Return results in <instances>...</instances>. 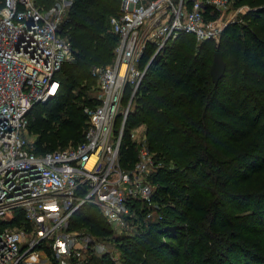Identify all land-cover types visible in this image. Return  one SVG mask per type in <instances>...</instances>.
Segmentation results:
<instances>
[{
	"label": "trees",
	"instance_id": "16d2710c",
	"mask_svg": "<svg viewBox=\"0 0 264 264\" xmlns=\"http://www.w3.org/2000/svg\"><path fill=\"white\" fill-rule=\"evenodd\" d=\"M56 1L35 3L48 10ZM247 1L254 8L226 27L219 41L198 43L194 34L182 33L147 69L127 129L144 124L150 149L164 162L154 177L162 185L164 217L120 236L124 264H149L152 258V264H264V0ZM121 4L74 1L60 31L76 57L58 73L59 93L28 113L38 152L84 140V107L95 106L97 89L92 68L114 60L118 36L109 21ZM216 16L221 14L210 19ZM216 50L226 62L217 85L210 74ZM153 54L148 46L141 67ZM121 156L123 166L135 164L127 137ZM73 226L90 228L102 240L112 234L96 206H83ZM138 250H146L147 258ZM85 264L115 263L109 255H92Z\"/></svg>",
	"mask_w": 264,
	"mask_h": 264
},
{
	"label": "built area",
	"instance_id": "2783aa9c",
	"mask_svg": "<svg viewBox=\"0 0 264 264\" xmlns=\"http://www.w3.org/2000/svg\"><path fill=\"white\" fill-rule=\"evenodd\" d=\"M74 1L44 10L35 0H5L0 9V264H85L88 256L111 253L105 241L74 228L85 205L98 207L121 236L163 219L162 185L154 177L164 162L144 130L127 129V118L155 56L182 33L219 41L229 23L207 13L225 14L233 3L122 0L109 21L118 36L114 60L91 72L97 89L95 106L84 108V140L41 153L29 137L28 113L59 93L58 73L75 58L59 34ZM239 14L230 23L240 22ZM148 46L154 54L141 67ZM125 137L136 149L134 165H122Z\"/></svg>",
	"mask_w": 264,
	"mask_h": 264
},
{
	"label": "rangeland",
	"instance_id": "374dc122",
	"mask_svg": "<svg viewBox=\"0 0 264 264\" xmlns=\"http://www.w3.org/2000/svg\"><path fill=\"white\" fill-rule=\"evenodd\" d=\"M252 8H254V7H252V6H250L249 5V2L247 1V0H243V1H241V0H233V4H231V7H230V9L225 13V14H221V16H216V17H214L213 19L211 18V20H213V21H215V20H218V19H220L222 22H224V23H229V25L231 24L230 22H232L231 21V17L234 15V14H241V13H243V14H246L247 12H248V10L250 9H252ZM241 10H243V12H240ZM208 14H209V18H208ZM211 12L210 11H208V13H207V18L208 19H210V16H211ZM239 14V15H240ZM243 14H241V16L243 15ZM69 16V15H68ZM68 16H66V19H67V17ZM241 16H240V19H241ZM228 25V26H229ZM227 26V27H228ZM60 36L61 37H63V38H66V39H69L68 37H67V34H65V33H63L62 34V32L60 31ZM70 40V39H69ZM197 40V39H196ZM198 42V41H197ZM198 43H200V42H198ZM76 54V53H75ZM75 57H76V55H75ZM153 61V60H152ZM151 64V63H150ZM93 69V68H92ZM89 96L91 97L92 96V94H90L89 93ZM87 106H89V105H87ZM91 106V105H90ZM86 107V106H85ZM84 107V108H85ZM135 109V103H134V106L131 108V110H130V113L133 111ZM129 113V114H130ZM130 128H132V129H136L137 131H141V130H144L145 131V125L144 124H141V125H134V126H132V127H130ZM85 132V131H84ZM31 136V139L35 142L36 140H37V138H38V136L37 135H35V134H31L30 135ZM78 143H80V141L79 142H72V141H70L66 146H71V145H76V144H78ZM58 149V148H57ZM57 149H55V150H57ZM84 231H86L87 233H90V234H93L91 231H90V228H87V229H83ZM94 235V234H93ZM121 235H118L116 232H114V230L112 229V234H111V236H110V238L108 237L106 240L105 239H103V241H105L109 246H110V250H111V253H108V255H109V257L110 258H112V260L114 261V263L115 264H124V260H126V259H124L123 260V254L121 253V243H122V240H121V237H120ZM167 241H169V240H167ZM139 249V248H138ZM142 249H145V248H142ZM146 250H144V251H140V250H138V251H135V252H145ZM145 258H147V256H146V254L144 253V255H143V259H145ZM132 261V260H131ZM154 262H156V259H154V258H152V259H150V262H149V264H152V263H154ZM158 262H162L161 260H158Z\"/></svg>",
	"mask_w": 264,
	"mask_h": 264
},
{
	"label": "water",
	"instance_id": "95a60500",
	"mask_svg": "<svg viewBox=\"0 0 264 264\" xmlns=\"http://www.w3.org/2000/svg\"><path fill=\"white\" fill-rule=\"evenodd\" d=\"M225 71H226V62L224 59V55L220 50H216L214 53L212 66L210 68L211 78L215 85L219 83L221 78L224 76Z\"/></svg>",
	"mask_w": 264,
	"mask_h": 264
}]
</instances>
